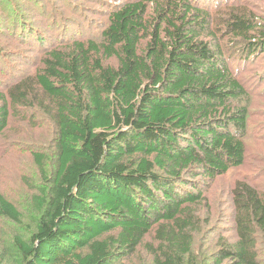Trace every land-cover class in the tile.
Masks as SVG:
<instances>
[{
	"label": "trees",
	"instance_id": "1",
	"mask_svg": "<svg viewBox=\"0 0 264 264\" xmlns=\"http://www.w3.org/2000/svg\"><path fill=\"white\" fill-rule=\"evenodd\" d=\"M45 1L0 11V35L12 22V38L47 48L41 66L18 65L0 89V136L13 113L40 114L51 129L30 149L26 207L0 190V217L18 227L5 264H264V186L237 180L231 213L207 195L247 160L264 0L215 12L202 0H127L98 36L55 47L94 7L63 0L71 11L54 23ZM226 217L231 236L219 228Z\"/></svg>",
	"mask_w": 264,
	"mask_h": 264
},
{
	"label": "rangeland",
	"instance_id": "2",
	"mask_svg": "<svg viewBox=\"0 0 264 264\" xmlns=\"http://www.w3.org/2000/svg\"><path fill=\"white\" fill-rule=\"evenodd\" d=\"M127 0H91L89 3L93 5L91 10V16H85L81 18V25L76 26L75 29L68 31L64 35L60 31H56L55 35H62L57 41H54L49 47L61 46L76 38L81 40L89 37H96L99 35L102 24L108 21V13L114 6L120 5ZM227 0H202V5L210 7L213 12L215 8L226 3ZM9 2L12 0H0V11H7V17L11 11ZM46 15L45 18L52 22H57L62 18L63 14L71 11V7L63 0H46ZM42 9V7H38ZM28 12V10L26 9ZM93 11V12H92ZM41 14V13H40ZM38 14V15H40ZM44 16V15H43ZM40 16H34V23L37 27H45L40 20ZM10 23V22H9ZM51 25V23H50ZM40 26V27H39ZM17 27L11 22L9 28H7L2 35H0V89L6 90L7 86L12 84L20 76V72L17 70L18 65L25 69H35L39 65L41 66V59L44 58L47 53V48L43 46H32L23 44L19 40L12 37L15 36ZM17 34V33H16ZM18 36L20 34H17ZM21 36V35H20ZM26 52H30V61L18 59L22 58ZM114 62L116 63L115 59ZM264 59H259L256 66L251 71L252 74L257 73V86L254 88L253 99L254 103L251 106V112L253 115L250 118L248 125V131L245 136L246 141V153L247 160L242 166L234 168L227 175L218 178L211 186L207 195L209 203L211 205L218 204L222 209H228L232 211L231 190L237 180H248L249 182L264 186V164H260L261 159H264ZM249 81H254V77H250ZM32 112H22L20 115L12 114L10 122L5 133L0 136V190L18 207H26L24 198L28 193H34L31 186L33 185L35 176V167L33 165V156L30 149L34 147V142L45 140V137L51 134L49 124L44 121L40 114L32 119ZM24 116L26 119H24ZM43 143V142H42ZM203 214L206 215L207 210L203 209ZM212 217L213 223L217 224L221 220L217 217L220 216L218 210L213 209ZM231 221V219H230ZM226 217L223 221V225L219 228L223 230V233L227 236L233 234L234 222H230ZM18 230V227L9 219L0 217V263H7L6 258H2V254L6 252V249L14 243V234ZM152 236V235H151ZM150 236V237H151ZM148 237V239H150ZM140 255H143L148 260L150 256L145 249H141ZM136 261V258L133 262Z\"/></svg>",
	"mask_w": 264,
	"mask_h": 264
}]
</instances>
